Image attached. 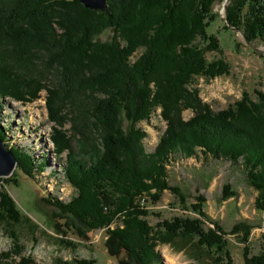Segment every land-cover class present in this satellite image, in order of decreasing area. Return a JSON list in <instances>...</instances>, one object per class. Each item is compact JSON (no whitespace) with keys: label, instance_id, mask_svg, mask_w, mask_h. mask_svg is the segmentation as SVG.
Listing matches in <instances>:
<instances>
[{"label":"trees","instance_id":"16d2710c","mask_svg":"<svg viewBox=\"0 0 264 264\" xmlns=\"http://www.w3.org/2000/svg\"><path fill=\"white\" fill-rule=\"evenodd\" d=\"M220 1L106 0L103 13L77 0H0V100L29 105L46 91L47 120L55 125L53 152L65 154L62 175L73 189L70 201L54 203L91 229H109L120 215L116 228L107 229L106 247L117 264H159L157 245L192 241L199 263L230 261L219 226L206 231L198 219L184 218L155 230L143 218L148 213L140 204L146 197L157 202L171 191L184 201L182 189L168 181L173 156L192 158L200 149L204 157L241 165L258 193L256 209L264 208V93L213 112L188 88L195 78L228 70L222 61L205 59L206 52L220 51V40L208 33ZM225 13L250 44L264 45V0H230ZM109 29L113 39L98 41ZM136 52L141 55L131 62ZM158 108L167 124L148 153L147 131L139 124ZM187 108L194 111L186 121L181 113ZM67 122L69 134L62 129ZM6 139L0 126L14 168L32 178L33 172L44 171L45 162L36 164L26 150L5 145ZM234 194L225 184L224 198ZM198 201L193 212L206 218V201L200 196ZM26 220L10 195L0 193V226L14 246L22 238L20 227L31 229ZM238 228L246 231L241 239L246 244L250 229ZM20 253L16 249L0 258L5 264H33ZM242 257L243 264H264V250L254 255L246 245Z\"/></svg>","mask_w":264,"mask_h":264},{"label":"rangeland","instance_id":"374dc122","mask_svg":"<svg viewBox=\"0 0 264 264\" xmlns=\"http://www.w3.org/2000/svg\"><path fill=\"white\" fill-rule=\"evenodd\" d=\"M224 4L226 0L214 5L217 18L208 29L209 34L220 40V51L206 52L205 59L207 62L222 61L228 70L213 78H195L188 87L191 93L197 91L200 102L213 112L226 110L245 96L252 101L257 100L256 92L264 93V54L256 50L264 52V45L256 43L249 46L232 28L225 29ZM113 37L109 29L99 36L98 41L107 42ZM139 55L141 52H136L130 61L134 62ZM45 92H40L39 100L29 105L15 100H0V126L4 127L7 135L5 145L26 150L36 164L45 162L44 171L33 172V178L16 168L8 177H0V193L10 195L31 227H20L22 238L14 246L10 234L0 226V255L18 249L21 250L20 256L33 264H117V256H112L106 246L110 241L108 230L116 228L120 215L116 216L109 229H91L78 218L61 211L54 203L56 199L65 203L70 201L73 189L62 175L65 154L58 157L53 152L50 137L55 125L47 120ZM161 110L158 108L150 120L139 124L147 131L143 143L148 153L155 150L167 124ZM193 111L187 108L181 113L182 118L187 121L193 116ZM70 127L67 122L62 129L69 134ZM173 159L167 168L168 181L182 189L184 201L171 191H164L157 202L146 197L140 205L144 204L148 213L143 217L148 225L156 230L163 222L186 218L198 219L206 231L213 229L214 225L219 226L225 231V250L230 259H225L222 264H243L242 250L246 245L254 255L263 251L264 208L256 209L258 193L248 185L242 166L204 157L200 149L195 157L173 156ZM225 184L234 191L232 197L224 198ZM199 196L206 201L202 206L206 218L193 212V207L200 204ZM244 225L250 229L246 244L241 242L246 231L241 228L236 231L237 226ZM192 244L193 241L187 245L180 242L157 245L155 250L161 256L159 264H201L193 255ZM13 261H19V258L13 257ZM7 262L5 257L0 258V264Z\"/></svg>","mask_w":264,"mask_h":264},{"label":"water","instance_id":"95a60500","mask_svg":"<svg viewBox=\"0 0 264 264\" xmlns=\"http://www.w3.org/2000/svg\"><path fill=\"white\" fill-rule=\"evenodd\" d=\"M77 1H79L80 4L84 5L86 9L92 11L98 10L99 12H103V13L108 11V5L106 0H77ZM229 3L230 0H226V4H224L223 7L224 13L226 12V7L227 5H229ZM225 23L227 27L232 28L234 32L239 33L249 46L252 45L247 41L244 34H242V31L229 25L226 18H225ZM256 50L264 54V52L260 51V49H256ZM3 144H4L3 141L0 140V177H8L11 174V172H14L15 170L14 168L15 160L13 153L6 150Z\"/></svg>","mask_w":264,"mask_h":264}]
</instances>
